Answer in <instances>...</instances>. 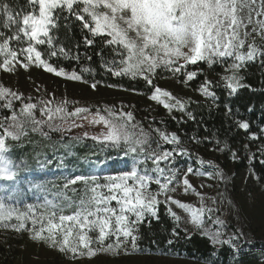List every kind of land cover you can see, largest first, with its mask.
Returning a JSON list of instances; mask_svg holds the SVG:
<instances>
[{
	"label": "snow or ice",
	"instance_id": "snow-or-ice-1",
	"mask_svg": "<svg viewBox=\"0 0 264 264\" xmlns=\"http://www.w3.org/2000/svg\"><path fill=\"white\" fill-rule=\"evenodd\" d=\"M28 5V11L18 12L8 0H0V69L12 72L18 65L25 70L29 65H35L56 76L81 80L75 71L66 73L64 68L58 69L49 62L52 57H70L69 50L58 43L59 37L54 35L53 30L59 28L61 19L67 21L74 17L91 36L84 37L85 45L91 46L96 37H102L104 45L112 50L114 58L104 65L107 71L117 77L142 78L153 88L150 99L162 104L170 113L173 109L185 111V104L167 90L153 84L158 69L163 68L174 76L182 75L183 82L187 84L201 74L188 71L189 65L204 62L211 67L219 63L225 66L226 73H230L221 79L231 95L243 86L240 83L243 78L238 73L244 65L256 60L258 56L264 57V45L256 43L257 37L264 41V0H28ZM40 46H46L47 53L41 51ZM45 55L48 59H45ZM72 58L79 60V54ZM229 59L231 63H228ZM82 71L89 69L84 68ZM212 84L206 78L199 91L205 97L216 99L211 90ZM91 87L95 89L96 83H92ZM27 99L31 101V97ZM24 100L22 93L0 85V107L9 112V115L0 117V181L14 182L18 176L16 165L8 155V140L18 141L28 134L29 129L33 132L42 131L43 126L59 130L70 118L90 111L77 107L68 112L67 101L52 108L49 106L51 101L41 100L39 111L43 119H37V103H25ZM16 101L21 103L19 109L14 107ZM102 111L106 115L97 109L91 123L103 124L105 131L92 139L122 153L121 159L127 170L119 175L103 177L106 181L103 184L96 183L100 179L97 175H78L69 179L64 185L65 189L77 181H83L86 185L85 194L76 205L77 210L71 215H59L57 223L58 205L55 200H46V205L52 209L47 220L48 226L45 228L44 222L40 221L41 227L38 230L29 229L30 239L47 243L62 253H71L73 258L77 255L91 258L102 253L130 254L138 250V226L144 222L146 214L157 217L158 205L163 202L166 205L175 204L187 212L189 222L214 245L229 244L235 247L234 241L243 236L239 230L223 239L224 232L219 228L205 229V214L211 220L217 210L205 206L203 197L197 208L168 194L175 191V187H170L175 179L174 170H167L169 174L163 181L160 179L166 172L160 166L161 163L169 161L174 153L185 154L187 150H160L159 142L152 141L149 133L134 123L131 112L115 108ZM228 111L230 113L231 108ZM188 115L194 119L191 113ZM73 126L83 125L73 121ZM238 126L244 130L249 128L247 122H238ZM155 131L166 143L179 145V137L175 133L169 138L168 134L159 129ZM251 138L257 137L253 135ZM153 143L156 148L152 147ZM235 155L233 153V158ZM149 161L154 167L151 170L147 167L141 169L140 166ZM187 171L192 173L193 169L189 167ZM205 175L211 178V174ZM217 175L223 179L221 173ZM129 180L133 183L129 184ZM89 181L93 182L91 186L88 185ZM182 182L185 193L189 189L195 191L186 175ZM151 183L158 185V191L150 190ZM0 193H4L0 195V224L6 229L20 232L25 229L23 221L28 213H19L7 203L15 199V189L0 185ZM161 196L164 197L163 201L159 199ZM113 201L117 207L111 206ZM213 203L216 201L213 200ZM168 212L179 227L181 217L171 207H168ZM13 218L19 221L18 225L10 223ZM37 222L36 219L32 221L33 225ZM65 222H69L67 228L64 227ZM213 223L224 226L219 218ZM61 231L63 239L58 240L57 234ZM184 231L187 233V229ZM74 232L75 243L70 240ZM89 233L96 235L93 238ZM173 235L179 233L173 229ZM113 237L112 243H106ZM91 244L97 247L92 248Z\"/></svg>",
	"mask_w": 264,
	"mask_h": 264
},
{
	"label": "trees",
	"instance_id": "trees-1",
	"mask_svg": "<svg viewBox=\"0 0 264 264\" xmlns=\"http://www.w3.org/2000/svg\"><path fill=\"white\" fill-rule=\"evenodd\" d=\"M8 2L18 12L29 10L28 0H8ZM59 25L53 33L59 37L58 43L69 50L70 57L66 58L62 55L52 57L49 62L54 67L64 68L69 74L75 71L81 76V80L74 81L85 85L91 86L92 83H96V87L124 90L136 94L138 99L133 106V115L138 119L139 126L149 133L151 140L159 142L160 150H187L185 154L174 153L169 161L161 163L160 166L166 169L165 174L160 176L162 181L169 174L167 171L169 169L175 172V179L170 186L175 188L183 184L185 175L190 181L193 178H209L205 174H211L209 179L215 182L217 192L222 195L228 193L232 196L237 193L244 198L249 193H257L264 199V163H261L264 160V131H262L264 130V57L258 56L256 60L244 65L238 73L243 78L240 81L243 86L231 95L221 79L222 76L230 73H226L225 66L219 63L211 67L204 62L189 65L188 71H198L201 74L187 84L183 82L182 75L174 76L163 68L158 69L153 77L155 86L167 80L176 83L185 93V101H183L185 111L173 109L170 113L161 106L162 104H157L150 99L153 88L142 78L117 77L107 71L105 62L112 60L114 54L104 45L102 37H96L94 44L87 46L84 43V37L91 38V36L87 30L82 29L80 22L74 17L67 21L61 19ZM256 43L264 45V41H261L259 37L256 38ZM76 45L79 47L77 48ZM40 50L47 53L46 46H40ZM98 53L101 54L98 55ZM77 54H79V60L72 58ZM45 59H48L47 55ZM228 63H231L230 59ZM17 67L27 73L34 72V76L40 74V70L45 71L42 67L35 65H29L27 70L19 65ZM84 68L89 71H82ZM1 71L3 69H0ZM206 78L213 82L211 90L215 93L216 99L205 97L199 91L200 85ZM0 85L22 93L25 103H37L38 108L35 111L37 119H43L39 111L41 100L51 101L49 106L52 108L67 101L68 112L86 105L75 96L56 94L51 86L36 80L24 84L0 77ZM28 97H31V101L27 99ZM20 106L19 101L14 102L16 109ZM94 107L91 108L92 113L97 111ZM229 108H231L230 113ZM100 110L101 114L106 115L103 109ZM188 113H191L194 119L190 118ZM7 115H9L8 110L0 107V117ZM238 122H247L249 128L247 130L239 128ZM156 129L168 134L169 138L172 133H175L179 137V145L166 143L160 138ZM42 132L47 135H43ZM253 135L257 138L252 139ZM7 143L10 148L9 158L14 161L15 170L18 171L16 180L42 187H36L39 190L37 200L27 204L28 206L24 209L21 205L18 206L20 209L17 212L28 213V217L23 221L25 229L17 232L11 228L6 229L3 224H0V264H28L31 256L43 258L45 260L43 264H64L75 258L87 259V262L91 264H111L113 261L132 263L137 258L146 259L138 264H168L169 260L186 264H264V223L259 219L243 218L244 223L241 219L235 221L230 219L228 222V216H226V220H223L224 226H219V229L224 232L223 239H227L238 230L243 233V236L240 240L234 241L235 247L229 244L214 245L201 230L193 231L180 221L177 227V221L168 212V207L171 206L163 202L157 208L158 218L146 214L144 222L138 226L139 232L136 233L139 237L138 250L130 254L110 253L111 257L106 260H103L100 254L91 258L87 255H77L73 258L71 253H62L47 243L34 241L30 239L29 229L38 230L41 227L40 221L44 222L45 228L48 226L47 220L52 209L46 205V200L56 201L58 210L55 222L59 223V215L73 214L77 210V203L85 194V182L77 181L76 184L69 185L65 189L64 185L67 181L78 175H97L100 179L96 183H106L103 177L119 175L127 170L121 159L123 154L92 137L70 131L65 124L59 130H50L47 126H43L42 131L33 132L29 129L28 134L22 136L20 140H8ZM152 147L156 148V144L153 143ZM233 153L236 154L235 158ZM128 159L131 160V157ZM105 161L108 162L104 163ZM98 164L106 167V172H94L93 168ZM140 167L151 170L154 165L149 161ZM189 167L193 169L192 173H188ZM218 172L223 175V179L217 175ZM240 175H245L247 178L242 187L235 181V178ZM226 181L229 182L228 185L225 184ZM92 183L89 181L88 185L91 186ZM128 183L132 184L133 181L129 180ZM150 190L158 191V185L151 183ZM98 191L101 190L98 189ZM32 199L31 197L30 201ZM159 199L164 200L162 196ZM111 206L117 207L115 201ZM33 219L38 221L35 225L32 223ZM205 220V227L211 226L207 213ZM10 223L17 224L13 221ZM68 226L69 222H65L64 227ZM173 229L179 235H173ZM184 229H187V233ZM44 234L47 235V233ZM89 235L94 238L96 233H89ZM57 239H63L62 231L58 232ZM70 240L75 243V232ZM169 240L172 241L171 244L168 243ZM113 241L114 237L106 243ZM90 247L96 248L97 245L91 244Z\"/></svg>",
	"mask_w": 264,
	"mask_h": 264
},
{
	"label": "rangeland",
	"instance_id": "rangeland-1",
	"mask_svg": "<svg viewBox=\"0 0 264 264\" xmlns=\"http://www.w3.org/2000/svg\"><path fill=\"white\" fill-rule=\"evenodd\" d=\"M159 70H161V68ZM33 73L34 72L27 73L26 71H22L19 67H16L12 72H5L4 70L1 71L0 77L7 79L9 78L11 79V81L24 84H28L29 82L36 80L41 84L51 86L56 94L71 95L82 100L86 105L81 106V108H87L90 111L81 113L79 114V116L73 117L72 119L68 120V122L65 123V127L68 129L70 128V131H74L79 135L85 136V133H87L86 137L100 136V134L105 131L103 124L91 123L95 114L91 112V108H93V106H95L94 108L96 109H122L124 112H131L133 114V106L135 104V101L138 99L136 94L124 90H115L105 87H96L95 89H93L89 85L82 84L67 77L56 76L55 74H50L43 70H40V74L35 76ZM158 87H160L162 90H167L174 97L180 99L181 101H185V93L176 83L163 80L158 83ZM148 102L150 103L151 101ZM154 102L158 104V102ZM85 116L87 118L82 119V117ZM133 117L134 123L139 126V122H137L138 119L134 115ZM73 121L75 122V124H82L83 126H73ZM106 170V167H103L99 164L93 168L94 172H106ZM246 179L247 178L245 175H240L235 178V181L238 186L242 187ZM189 182L195 189V191L189 189L188 192L185 193V186L181 184L178 186V188H175L174 192H169L168 194L183 203L190 204L193 207L197 208L200 207L201 197H203V204L205 206L216 209L217 211L212 214V218L211 220H209L211 226L205 227V229L215 230L219 228V226L221 225H216L213 223V221H215L217 218H219L221 221L226 220V216H228V222L230 221V219L234 221L241 219L244 223L243 218H257L260 220V222L264 223V199L257 193H249L244 198L240 197L237 193L233 194L232 196H229L228 193L222 195L220 192H217V189L215 188V182H212V180L206 177L193 178ZM228 183V181L225 182L226 185H228ZM0 185H4L16 190L15 199L7 201V203L14 206L16 210L20 209L18 207L19 205H21L22 209H24L28 206L27 204L32 203L34 200H37L39 198V190L35 187V185L26 184L20 180H15L14 182L0 181ZM197 193H199V195H197ZM0 195H4V193H0ZM31 197L33 198L32 201H30ZM213 200H215L216 203H213ZM169 206H171L172 210L181 217L180 222L183 223L184 226H187L193 231H198V229H196L189 222L190 216L187 212H185L183 209H180L175 204H170ZM12 221L17 224L19 223V221L15 220V218H13ZM100 255L103 260L111 257L110 253H102ZM44 261L45 260L43 258H40L38 256H31L29 257L28 264H43ZM144 261H146V259L137 258L132 263L113 261L111 264H138ZM64 264L91 263H88L87 259L84 258H75V260H68ZM168 264L186 263L176 260H169Z\"/></svg>",
	"mask_w": 264,
	"mask_h": 264
}]
</instances>
